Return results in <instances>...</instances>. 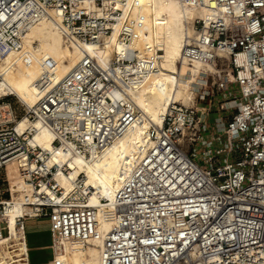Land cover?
I'll use <instances>...</instances> for the list:
<instances>
[{
  "label": "built area",
  "instance_id": "1",
  "mask_svg": "<svg viewBox=\"0 0 264 264\" xmlns=\"http://www.w3.org/2000/svg\"><path fill=\"white\" fill-rule=\"evenodd\" d=\"M178 1L210 12L194 21L192 32L187 29L182 61L215 65L222 57L223 76L205 83L196 101L224 100L235 112L211 133L200 120L203 108L170 104L163 127L150 129L152 146L124 173L114 210L107 212L113 227L103 236L98 207L83 188L84 175L72 180L68 164H50L52 152L36 142L35 130L21 129L18 119L51 131L54 149L102 155L142 119L129 90L159 71L156 58L140 64L127 50L103 64L84 53L61 79H55L57 62L44 59L37 103L14 120L8 104L9 118L0 125V181L5 182L1 173L15 165L34 190L28 201L33 212L17 218L14 241H9L6 204L0 201V264L29 260L26 223L36 218L50 219V264L60 240L89 245L99 238L102 264H264V0ZM138 5L131 0H0V59L20 52L26 61L29 32L48 19L68 44L81 49L87 43L107 44L114 35L128 46L145 24L135 13ZM138 65V71L129 69ZM59 174L72 180L70 194L58 186ZM0 195H5L1 188Z\"/></svg>",
  "mask_w": 264,
  "mask_h": 264
},
{
  "label": "bare ground",
  "instance_id": "2",
  "mask_svg": "<svg viewBox=\"0 0 264 264\" xmlns=\"http://www.w3.org/2000/svg\"><path fill=\"white\" fill-rule=\"evenodd\" d=\"M137 2L135 13L144 17V28L141 35L125 46L116 39L107 44H84L83 49L68 44L57 24L53 20H44L34 26L25 40L24 51L12 52L0 59V99L14 96L26 107H33L38 100V81L44 71L42 62L52 58L57 62L55 79L66 76L81 60L84 53L91 55L101 63L110 58L131 51V59L142 60L156 58L159 71L145 82L132 83L129 90L135 105L143 114L142 119L132 126L123 139L110 147L104 154L93 153L90 157L72 154L68 148L54 149V134L43 128L38 122L26 118L20 120L21 129L35 130L36 142L45 150L52 152L50 164L55 160L69 165L70 176L75 180L84 175V191H90V204L98 207L97 216L101 221V232L105 236L113 227V221L107 219V212H112L119 190L124 181V173L143 156L153 141L149 133L152 127H163L168 108L173 102L186 106L195 105L196 93L200 89L197 77H213L217 83L222 57L218 56L215 65L189 63L182 61L183 42L187 29L192 32L196 19H206L210 12L194 5H182L178 0H131ZM54 14V13H52ZM55 15V14H54ZM162 51V54L160 52ZM157 56V57H156ZM160 57V58H158ZM138 66H129V69ZM219 75V77H218ZM246 75L250 78L251 69ZM233 80V76H230ZM187 82V83H185ZM204 94V92L202 93ZM1 106V105H0ZM8 107L7 104L3 108ZM203 115L200 116V120ZM8 178L11 184L12 199L3 200L7 225L10 229L9 241L19 238L16 227L17 218L31 214L33 209L28 205L34 198V190L19 176L17 167H8ZM64 174L56 176L58 186L66 194L74 189V184ZM48 191L43 189V191ZM106 200L107 203H103ZM103 240L95 239L89 245L60 240L52 264H102L101 247ZM28 248V246H27ZM16 264H29L28 258Z\"/></svg>",
  "mask_w": 264,
  "mask_h": 264
},
{
  "label": "rangeland",
  "instance_id": "3",
  "mask_svg": "<svg viewBox=\"0 0 264 264\" xmlns=\"http://www.w3.org/2000/svg\"><path fill=\"white\" fill-rule=\"evenodd\" d=\"M196 81L201 86L200 89L196 93V97H198V95L203 93L204 84L205 83H211L212 80L210 81L209 78H205L204 76H202V77L199 76V77H197ZM185 83H187V82H185ZM1 99H3L4 101L0 102V105H1L0 106V125L6 123L7 118H9L8 107L3 108L5 104H7V105L10 104V108L14 112L13 117L11 118L12 120H14V117L20 118L24 115V111L27 109V107L25 105H23L22 103H20L16 97L8 96V97H2ZM195 104H197L199 107H203V109H202L203 112L201 113V115H203V116L201 117V119H203L206 122V124L209 126L211 133L215 132L216 126L227 122L230 118V115L235 112V110H234L235 108L234 109L227 108L230 105H227L224 102V100L215 101L214 103L209 102V101H201V100H200V102H197L195 100ZM233 105L235 106L236 104L233 103ZM222 107H225V109ZM227 109H229V110H227ZM18 121H20V119H18ZM1 176L3 177V179H5V182L3 183V181H0V188H1V190L5 191V195L3 197L0 195V201L12 199V197L10 196V193H9L10 189H11V184H10L8 175L6 172H2ZM30 220H28L30 222L28 224V227H26L29 240H30L31 236L38 238V239H41L42 237H45V236H49V232L46 231V228H45V227H48L47 219H40V221L39 220H37V221L33 220L32 221V219H30ZM43 255L44 254L39 253V252H33L32 253V262L33 263H41L43 261L42 258H44ZM44 256H45V258H50L51 253L47 252V253H45Z\"/></svg>",
  "mask_w": 264,
  "mask_h": 264
},
{
  "label": "crops",
  "instance_id": "4",
  "mask_svg": "<svg viewBox=\"0 0 264 264\" xmlns=\"http://www.w3.org/2000/svg\"><path fill=\"white\" fill-rule=\"evenodd\" d=\"M40 219H47L48 221V227L46 228V231L49 232V236H45L42 237L41 239L35 238L33 236L30 237V240L28 238L27 235V240H28V247H29V264H50V262L53 259V251L51 249V245H52V236H51V223H50V219L49 218H36V219H32V221H37ZM31 221V220H30ZM30 221H27V227ZM33 252H39L45 255V253L50 252L51 253V257L50 258H45V256L43 255L44 258L43 261L41 263H33L32 262V253ZM46 259V260H45Z\"/></svg>",
  "mask_w": 264,
  "mask_h": 264
},
{
  "label": "trees",
  "instance_id": "5",
  "mask_svg": "<svg viewBox=\"0 0 264 264\" xmlns=\"http://www.w3.org/2000/svg\"><path fill=\"white\" fill-rule=\"evenodd\" d=\"M26 227H27V224H26Z\"/></svg>",
  "mask_w": 264,
  "mask_h": 264
}]
</instances>
